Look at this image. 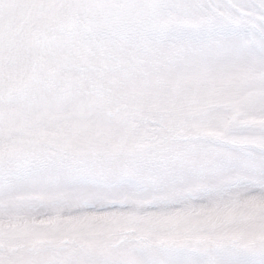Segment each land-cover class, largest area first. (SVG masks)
I'll use <instances>...</instances> for the list:
<instances>
[{
    "label": "snow or ice",
    "instance_id": "6c2138e0",
    "mask_svg": "<svg viewBox=\"0 0 264 264\" xmlns=\"http://www.w3.org/2000/svg\"><path fill=\"white\" fill-rule=\"evenodd\" d=\"M0 264H264V0H0Z\"/></svg>",
    "mask_w": 264,
    "mask_h": 264
}]
</instances>
